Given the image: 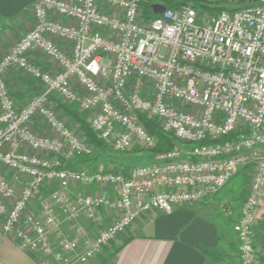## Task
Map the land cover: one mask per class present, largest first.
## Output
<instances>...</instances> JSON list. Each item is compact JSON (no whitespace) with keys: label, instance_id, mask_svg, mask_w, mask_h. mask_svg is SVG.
<instances>
[{"label":"built area","instance_id":"2783aa9c","mask_svg":"<svg viewBox=\"0 0 264 264\" xmlns=\"http://www.w3.org/2000/svg\"><path fill=\"white\" fill-rule=\"evenodd\" d=\"M163 1L38 0L33 28L0 61V232L39 264H89L145 215L205 202L245 169L252 184L234 231L240 264H255L264 0L220 13L209 11L218 0H177L146 20ZM15 71L41 87L24 106L8 86ZM58 101L88 115L117 152L156 149L141 117L179 145L127 172L69 169L94 148L62 119Z\"/></svg>","mask_w":264,"mask_h":264},{"label":"crops","instance_id":"0c3cea01","mask_svg":"<svg viewBox=\"0 0 264 264\" xmlns=\"http://www.w3.org/2000/svg\"><path fill=\"white\" fill-rule=\"evenodd\" d=\"M37 1L0 0V61L33 28V8ZM37 63L52 68L41 58ZM8 86L19 106L26 105L41 91L38 83L16 71L9 75ZM37 129L43 128L37 125ZM225 200L217 202L215 197L200 204L177 207L171 213L145 215L89 264H240L236 223L232 221L238 216L240 220L241 210L238 215L234 212L232 219L222 212ZM207 253L216 255L218 261ZM0 264L39 263L0 232Z\"/></svg>","mask_w":264,"mask_h":264},{"label":"rangeland","instance_id":"374dc122","mask_svg":"<svg viewBox=\"0 0 264 264\" xmlns=\"http://www.w3.org/2000/svg\"><path fill=\"white\" fill-rule=\"evenodd\" d=\"M248 4H249V0H218L213 5H215L219 9L227 10L232 7H241L243 5H248ZM192 5L198 8L200 6V4H195V3H192ZM145 16H146V12L144 13V17ZM57 104L61 106V108L57 107V110L59 111L62 119L74 131L79 133L83 137V139H85V136L81 131L80 126L73 119L72 114L64 111L63 107H68V106L66 104H63L61 101H58ZM83 118L85 122L91 127V124L89 122L90 119L89 116L84 115ZM42 128H43V132H42L43 134L50 133L45 125H43ZM137 148L139 149V153L133 152ZM82 161H85V159ZM86 161L88 162L87 163L88 166L83 167L86 169H94L96 171H104V172H127L135 167L148 165L150 163V151L137 146L127 153H120L115 151L110 143H106V147L103 150L94 148V152L90 156V159H86ZM252 178H253V170L248 169L246 171H243L239 173L236 177H234L221 192H219L214 197L207 199L206 201L211 200L215 197L217 202L222 199H226L223 205L221 206L222 212L224 213L225 211L226 213H228L230 217L234 215V212L236 215H238V213H240L242 204L247 199L250 193ZM78 191L80 192L81 190ZM238 219L239 216L234 218L232 222L237 223ZM236 246L238 247L237 249L239 253L238 240Z\"/></svg>","mask_w":264,"mask_h":264},{"label":"trees","instance_id":"16d2710c","mask_svg":"<svg viewBox=\"0 0 264 264\" xmlns=\"http://www.w3.org/2000/svg\"><path fill=\"white\" fill-rule=\"evenodd\" d=\"M163 4L169 10H172L178 7L180 5V2L177 0L176 1L164 0ZM224 10L226 9L215 8L209 11L211 13H220ZM155 18H156V15H154L150 10L146 11V16H145L146 20H153ZM57 107L61 108V106L58 104H57ZM63 109L65 112L72 114L73 119L80 126L81 131L83 132L85 136V141L90 146L97 148V149H101V150H103L106 147V142L100 140L96 136L92 128L85 122L83 118L85 114L80 113L79 109L76 106L63 107ZM141 120L145 128L147 129V131L157 139L156 149L153 152H150V163L149 164H152L154 162V158L157 154L172 151L175 148V146L179 145L178 140L173 135L165 133L156 120L152 121L146 117H141ZM133 152L139 153V149L137 148ZM83 158L85 159V161H82L84 160ZM86 159H90V156L77 157L76 159L67 163V168L76 170V169H80L83 167H87L88 162L86 161ZM73 162L75 164H72ZM89 170L92 172H96V170L94 169H89ZM246 170L248 169H245L244 171ZM253 241H254L255 258H256L255 264H264V205H260L255 212ZM238 245H239V241H238ZM207 254L211 259L218 261V258L216 255L212 253H207ZM238 256L240 258L239 253H238Z\"/></svg>","mask_w":264,"mask_h":264},{"label":"water","instance_id":"95a60500","mask_svg":"<svg viewBox=\"0 0 264 264\" xmlns=\"http://www.w3.org/2000/svg\"><path fill=\"white\" fill-rule=\"evenodd\" d=\"M167 10V7L165 5H154L153 6V13L156 16L162 15Z\"/></svg>","mask_w":264,"mask_h":264}]
</instances>
